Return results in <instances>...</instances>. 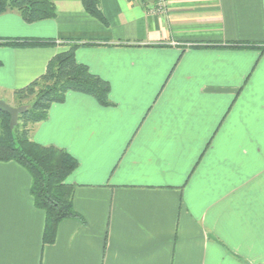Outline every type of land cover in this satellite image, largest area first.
<instances>
[{
  "label": "crops",
  "instance_id": "0c3cea01",
  "mask_svg": "<svg viewBox=\"0 0 264 264\" xmlns=\"http://www.w3.org/2000/svg\"><path fill=\"white\" fill-rule=\"evenodd\" d=\"M54 18L0 14V99L70 44L112 105L69 91L31 138L77 161L79 217L43 242L31 177L0 161V264H264V0H54ZM246 44L249 46H234Z\"/></svg>",
  "mask_w": 264,
  "mask_h": 264
},
{
  "label": "trees",
  "instance_id": "16d2710c",
  "mask_svg": "<svg viewBox=\"0 0 264 264\" xmlns=\"http://www.w3.org/2000/svg\"><path fill=\"white\" fill-rule=\"evenodd\" d=\"M84 9L101 23H106L99 0H81ZM16 12L23 21L54 18V0H0V14ZM52 38L1 37L0 45L13 47L46 46L55 44ZM70 44L65 51L55 54L47 63L43 74L26 85L15 88V106L27 105L18 115L17 124L9 127L10 115L0 110V161H14L24 167L30 177V194L36 207L43 210V242L55 239L60 221L79 217L73 206L74 185L66 181L77 167L78 161L65 149L43 145L31 138L33 125L45 120L53 103L63 102L69 91L92 96L100 105L110 106V84L90 71L75 58V49L93 41L62 40ZM234 46H249L233 44Z\"/></svg>",
  "mask_w": 264,
  "mask_h": 264
},
{
  "label": "water",
  "instance_id": "95a60500",
  "mask_svg": "<svg viewBox=\"0 0 264 264\" xmlns=\"http://www.w3.org/2000/svg\"><path fill=\"white\" fill-rule=\"evenodd\" d=\"M27 109V105L12 106L3 99H0V110L10 115L9 127L13 128L17 124L18 115Z\"/></svg>",
  "mask_w": 264,
  "mask_h": 264
},
{
  "label": "built area",
  "instance_id": "2783aa9c",
  "mask_svg": "<svg viewBox=\"0 0 264 264\" xmlns=\"http://www.w3.org/2000/svg\"><path fill=\"white\" fill-rule=\"evenodd\" d=\"M163 6H164V0H157L156 8L161 9V8H163ZM151 9H155V7L151 8Z\"/></svg>",
  "mask_w": 264,
  "mask_h": 264
},
{
  "label": "rangeland",
  "instance_id": "374dc122",
  "mask_svg": "<svg viewBox=\"0 0 264 264\" xmlns=\"http://www.w3.org/2000/svg\"><path fill=\"white\" fill-rule=\"evenodd\" d=\"M152 1H153V2H157V0H152ZM164 2H165V0H164ZM153 7H156V5L152 4V7H151V8H153ZM3 100H4V99H3ZM4 101H6V100H4ZM7 101H8V100H7ZM7 101H6V102H7ZM7 103L9 104V103H11V102H7ZM11 105H12V104H11Z\"/></svg>",
  "mask_w": 264,
  "mask_h": 264
}]
</instances>
